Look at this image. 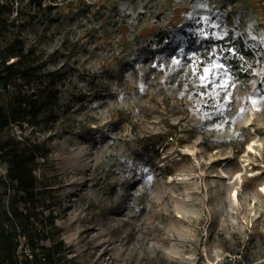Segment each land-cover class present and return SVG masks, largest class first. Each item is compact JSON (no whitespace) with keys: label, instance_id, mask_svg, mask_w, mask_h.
Returning <instances> with one entry per match:
<instances>
[{"label":"rangeland","instance_id":"rangeland-1","mask_svg":"<svg viewBox=\"0 0 264 264\" xmlns=\"http://www.w3.org/2000/svg\"><path fill=\"white\" fill-rule=\"evenodd\" d=\"M8 49L71 264H264V0H0Z\"/></svg>","mask_w":264,"mask_h":264},{"label":"trees","instance_id":"trees-1","mask_svg":"<svg viewBox=\"0 0 264 264\" xmlns=\"http://www.w3.org/2000/svg\"><path fill=\"white\" fill-rule=\"evenodd\" d=\"M236 41L240 56H245L243 41ZM28 51L26 60L22 49L0 52V98L9 96L8 86L18 77L23 84L40 79ZM14 57L15 61L8 62ZM44 92L31 101L26 93L18 91L0 103V165L5 170L4 176L0 174V198L10 195L8 205L0 206V264H71L64 243L56 239L54 197L50 189L38 186L34 173L37 160L48 156L51 149L31 136L17 139L6 134L10 127L27 120L33 127L40 124L41 116L49 112L44 109L48 100ZM18 232L26 240V250L21 252L17 250Z\"/></svg>","mask_w":264,"mask_h":264},{"label":"built area","instance_id":"built-area-1","mask_svg":"<svg viewBox=\"0 0 264 264\" xmlns=\"http://www.w3.org/2000/svg\"><path fill=\"white\" fill-rule=\"evenodd\" d=\"M16 239L18 241L17 250L18 252H21L22 250H26V240L25 237L18 232Z\"/></svg>","mask_w":264,"mask_h":264},{"label":"bare ground","instance_id":"bare-ground-1","mask_svg":"<svg viewBox=\"0 0 264 264\" xmlns=\"http://www.w3.org/2000/svg\"><path fill=\"white\" fill-rule=\"evenodd\" d=\"M251 148V146L250 145H248V150ZM263 190V191H262ZM262 190H259V191H261V193L264 195V186L262 187ZM233 193V192H232ZM236 195H237V191H234V193H233V197L235 196L236 197ZM231 196V197H232ZM237 199V198H236Z\"/></svg>","mask_w":264,"mask_h":264},{"label":"snow or ice","instance_id":"snow-or-ice-1","mask_svg":"<svg viewBox=\"0 0 264 264\" xmlns=\"http://www.w3.org/2000/svg\"><path fill=\"white\" fill-rule=\"evenodd\" d=\"M217 65H213V67H216ZM205 74H207L208 73V71H209V69L208 68H205ZM205 79V76H202L201 77V80H204Z\"/></svg>","mask_w":264,"mask_h":264}]
</instances>
